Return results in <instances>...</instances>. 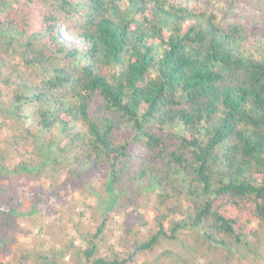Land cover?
<instances>
[{
  "label": "trees",
  "instance_id": "1",
  "mask_svg": "<svg viewBox=\"0 0 264 264\" xmlns=\"http://www.w3.org/2000/svg\"><path fill=\"white\" fill-rule=\"evenodd\" d=\"M254 28L176 0H0V117L11 125L0 264H264V32ZM50 166L69 167L64 190H85V168L101 170L103 219L92 215L83 246L34 244L8 261L22 221L62 199L53 184L24 207L25 185L54 179ZM145 186L154 199L134 202L142 211L125 214L112 243L110 214Z\"/></svg>",
  "mask_w": 264,
  "mask_h": 264
},
{
  "label": "rangeland",
  "instance_id": "2",
  "mask_svg": "<svg viewBox=\"0 0 264 264\" xmlns=\"http://www.w3.org/2000/svg\"><path fill=\"white\" fill-rule=\"evenodd\" d=\"M177 3L185 2L196 10H206L208 12H214L217 14L220 20L236 21L240 18H252L254 22V31L264 32V0H176ZM134 27H136L134 25ZM103 74L112 82L115 80V74L118 71L116 66H108L103 70ZM0 142L5 137L11 135V125L0 117ZM56 135L59 134L55 131ZM63 160L65 163L69 161V154L64 153ZM87 183L86 189H69L64 190L62 186L70 176L69 167L65 169L62 167L56 168L50 166L48 168L49 173H54V179H43L40 181L32 180L27 182L24 188L25 196L23 203L25 209H29L31 206L33 195L43 189H51L52 185H55V191H60L62 199L59 204L51 205L49 208H45V212L42 216L38 215L36 221L27 218L22 221L20 231L18 234V246L14 248L12 255L8 261H16L17 254L23 247L33 248L34 244L41 245L46 243L47 247H54L60 245L64 240L73 241L78 246H83L82 234L89 230L90 226H93L94 220H90L92 215L98 212L100 220L103 219L102 214L96 207L99 205H106L103 193V183L105 176L101 170H96L92 167L85 168ZM146 190V186L144 187ZM139 195L134 192L131 193L130 198H126L128 201V208L121 212L114 211L110 214L111 226L113 227V233H109V237L112 243H115L122 234V224L125 219V214L131 213L136 218L138 213L142 211L140 208L134 206V202H151L154 199L153 192H147ZM93 192V194H92ZM128 197V196H127ZM99 203V205H98ZM100 208V207H99ZM93 221V222H92ZM107 245L104 247L106 248Z\"/></svg>",
  "mask_w": 264,
  "mask_h": 264
}]
</instances>
